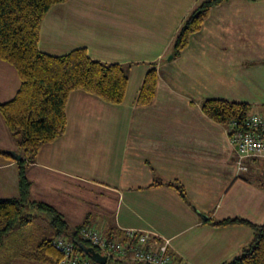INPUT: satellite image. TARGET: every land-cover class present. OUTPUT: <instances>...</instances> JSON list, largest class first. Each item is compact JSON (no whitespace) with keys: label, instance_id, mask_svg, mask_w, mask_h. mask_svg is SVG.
Listing matches in <instances>:
<instances>
[{"label":"crops","instance_id":"crops-1","mask_svg":"<svg viewBox=\"0 0 264 264\" xmlns=\"http://www.w3.org/2000/svg\"><path fill=\"white\" fill-rule=\"evenodd\" d=\"M202 1L68 0L45 15L41 52L59 57L85 49L94 60L123 66L129 77L118 105L72 91L66 132L43 144L28 168L30 199L54 207L70 231L89 216L106 236L122 240L120 235L134 231L169 240L171 252L188 264H224L240 256L255 233L243 225L216 227L210 220L264 224V158L238 171L228 126L201 109L211 99L252 105L254 98L241 96L243 88L247 95L252 88L264 93V73L241 70L264 57V0H231L214 8L181 56L169 61L178 32ZM211 62L222 76L211 74ZM153 63L156 98L139 106ZM235 68L236 75L225 74ZM223 84L230 97L217 95ZM19 88L14 67L0 60V104ZM0 149L18 153L1 114ZM167 182L181 184L189 202L159 185ZM17 197V161L0 156V198Z\"/></svg>","mask_w":264,"mask_h":264},{"label":"trees","instance_id":"trees-1","mask_svg":"<svg viewBox=\"0 0 264 264\" xmlns=\"http://www.w3.org/2000/svg\"><path fill=\"white\" fill-rule=\"evenodd\" d=\"M66 1L0 0V60L14 67L20 79V88L15 97L0 104V114L17 143L18 153L22 155V160L17 162L19 197L0 198V247L11 232L33 224L35 216L30 210L37 208L49 220L50 233L39 242V255L36 257L34 254L33 258L45 264H57L60 260L52 242L62 233L72 237L80 256L87 257L80 246L92 245L79 237V230L92 224L87 216L83 224L70 231L67 221L54 207L32 201L28 168L36 162L43 144L55 141L66 132V106L72 91L82 89L118 105L125 100L129 83L123 66L94 60L85 49L59 57L40 51L41 26L45 15L53 6ZM229 1L204 0L193 9L175 38L172 47L174 59L180 57L188 47L191 37L201 32L212 10ZM157 86L158 66L153 63L146 73L137 104L151 105L156 98ZM201 109L215 123L229 126L233 122L241 124L252 114L253 107L247 102L211 99L204 101ZM0 156L12 159L10 153L1 149ZM160 184L172 187L182 199L188 201L181 184ZM210 222L216 227L248 226L255 233L253 241L242 254L224 264H264V224L255 225L242 218L212 219ZM127 262L112 259L108 264Z\"/></svg>","mask_w":264,"mask_h":264},{"label":"built area","instance_id":"built-area-1","mask_svg":"<svg viewBox=\"0 0 264 264\" xmlns=\"http://www.w3.org/2000/svg\"><path fill=\"white\" fill-rule=\"evenodd\" d=\"M228 135L237 152L238 171H248L247 161L255 163L264 158V115L252 113L241 124L233 122L228 126ZM79 237L107 257V264L112 259H123L140 264H188L170 250V241H158L149 235L128 231L124 239L106 236L103 229L95 225L79 230ZM60 255L57 264H98L88 256L77 253L72 237L66 233L56 236L52 242Z\"/></svg>","mask_w":264,"mask_h":264},{"label":"rangeland","instance_id":"rangeland-1","mask_svg":"<svg viewBox=\"0 0 264 264\" xmlns=\"http://www.w3.org/2000/svg\"><path fill=\"white\" fill-rule=\"evenodd\" d=\"M201 3V2H200ZM199 3V4H200ZM198 4V5H199ZM173 55V54H171ZM170 55V56H171ZM169 56V57H170ZM168 57V58H169ZM211 71L216 70V65L214 62L210 63ZM238 67V64H236ZM243 74L247 75H256V74H263L264 73V57L260 59L259 62L253 64H244L242 67ZM239 71V68L229 69L225 72L227 76L233 72L236 75V71ZM213 76L216 74H224L221 69L216 70L215 72L211 73ZM264 75V74H263ZM223 86V87H222ZM225 85H221L218 89L219 94L221 97H230L228 89L224 87ZM221 90V91H220ZM254 88L248 91L246 88L241 90L242 97H250L254 98L252 101L253 109L252 113L254 114H262L264 115V93L254 91ZM253 92V94H252ZM31 214L35 216L34 222L32 225L16 229L11 232L4 240L3 246L0 247V264H45L35 260L33 255L35 254L36 257L39 255L37 245L39 242L50 233V224L49 220L42 213L39 209L30 210ZM24 253L23 256L21 254Z\"/></svg>","mask_w":264,"mask_h":264},{"label":"water","instance_id":"water-1","mask_svg":"<svg viewBox=\"0 0 264 264\" xmlns=\"http://www.w3.org/2000/svg\"><path fill=\"white\" fill-rule=\"evenodd\" d=\"M174 58L173 55H171L168 60L171 61ZM8 153H10L11 157L19 162L22 160V155L20 153L17 152H13V151H6ZM82 248V250L84 251V253L94 262L98 263V264H107V257L103 256L101 253H99L98 251H96L93 247H87V246H80Z\"/></svg>","mask_w":264,"mask_h":264}]
</instances>
